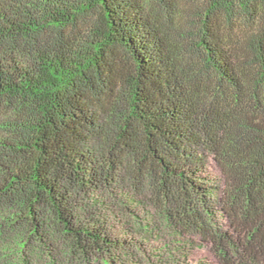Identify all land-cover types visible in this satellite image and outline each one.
I'll return each mask as SVG.
<instances>
[{"label": "trees", "instance_id": "trees-1", "mask_svg": "<svg viewBox=\"0 0 264 264\" xmlns=\"http://www.w3.org/2000/svg\"><path fill=\"white\" fill-rule=\"evenodd\" d=\"M195 240L264 264V0H0V264Z\"/></svg>", "mask_w": 264, "mask_h": 264}, {"label": "rangeland", "instance_id": "rangeland-1", "mask_svg": "<svg viewBox=\"0 0 264 264\" xmlns=\"http://www.w3.org/2000/svg\"><path fill=\"white\" fill-rule=\"evenodd\" d=\"M208 172L212 178L220 181L219 171L211 158L208 159ZM115 226H118L119 231L125 234L128 232V234H133L136 237L138 236V234L133 231L134 229L131 224L126 223V220L120 215L116 218ZM146 244L155 248L161 246L160 240L157 238L146 242ZM171 248H174V245H171ZM185 252V254H176V264H220L217 258L209 251L208 247L203 245L200 241L195 240L186 244Z\"/></svg>", "mask_w": 264, "mask_h": 264}]
</instances>
